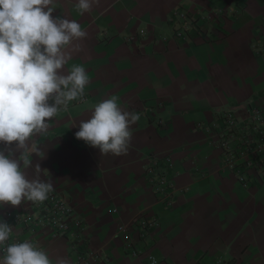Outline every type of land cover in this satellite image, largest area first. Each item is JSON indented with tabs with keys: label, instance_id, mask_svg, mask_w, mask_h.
Returning a JSON list of instances; mask_svg holds the SVG:
<instances>
[{
	"label": "crops",
	"instance_id": "obj_1",
	"mask_svg": "<svg viewBox=\"0 0 264 264\" xmlns=\"http://www.w3.org/2000/svg\"><path fill=\"white\" fill-rule=\"evenodd\" d=\"M77 3L54 0L52 16L75 20L87 32L66 46L71 59L65 65V73L84 66L90 80L85 98L61 107L47 130L31 137L40 156L20 153L15 142L13 149L28 179L39 163L40 179L71 205L82 234L13 223L16 213H38V205L24 200L0 205V220L12 229L4 244L30 241L53 261L77 264L76 250L86 242L98 252L93 264H142V255H131L116 231L146 212L157 222L137 224L138 242L156 264H204L217 256L223 264H264V186L254 176L241 185L223 167L206 129L221 126L222 110L263 102L264 0H98L83 15ZM216 11L221 17L214 24L207 16ZM189 18L206 39L173 33L177 21ZM131 32L136 39L127 38ZM112 96L139 115L128 152L119 156L100 154L75 137L94 106ZM142 102L147 109L137 113ZM0 150L8 154L4 142ZM152 154L173 182L170 203L156 198L143 171ZM5 255L0 248V264Z\"/></svg>",
	"mask_w": 264,
	"mask_h": 264
},
{
	"label": "clouds",
	"instance_id": "obj_2",
	"mask_svg": "<svg viewBox=\"0 0 264 264\" xmlns=\"http://www.w3.org/2000/svg\"><path fill=\"white\" fill-rule=\"evenodd\" d=\"M96 3L78 0L76 8L83 15ZM54 9V0H0V142L8 149L7 155L0 150V205L48 198L51 182L40 179L39 163L35 178H27L21 161L14 158L13 142L20 153L40 156L37 146L29 143L31 137L46 131L60 106L66 108L69 101L82 97L90 82L82 65H73L65 73L71 59L66 46L86 38L87 32L75 20L53 17ZM117 100L112 96L97 103L75 133L103 155L127 154L131 125L139 120L138 114L124 110ZM23 164L28 166L30 161L25 157ZM11 231L0 220V244ZM5 252L2 264H70L62 257L53 261L30 241L10 244Z\"/></svg>",
	"mask_w": 264,
	"mask_h": 264
},
{
	"label": "built area",
	"instance_id": "obj_3",
	"mask_svg": "<svg viewBox=\"0 0 264 264\" xmlns=\"http://www.w3.org/2000/svg\"><path fill=\"white\" fill-rule=\"evenodd\" d=\"M220 17L221 12L216 11L212 13L210 19L214 24H217ZM173 33L178 38L184 39V32L181 31V28H177ZM127 38L136 39V32L129 33ZM84 98L85 95L73 101H80ZM262 100V103L253 105L243 104L237 111L222 110L217 117L221 119V126L216 127V123L213 122L211 127H206L211 140L222 154L223 167L229 170L241 185H245L254 176L264 186V97ZM146 109L147 105L142 102L136 112ZM143 171L154 183L152 189L156 198L164 204L170 203L169 193L173 182L161 161L153 154L149 155V161L143 166ZM153 175L156 176L155 179L152 178ZM31 202L39 206L38 213L36 215L29 211L22 215L16 213L12 216L13 223H21V226H25L33 221V223L44 225L51 234H64L66 231L74 236L82 234L81 219L73 214L71 205L61 195H57L54 190L43 202ZM111 210H114V207H111ZM156 222L155 215L141 212L127 222L121 223L117 228L116 232L124 241L130 254L133 256L142 255V264H153V260L155 262L157 260L146 247L141 248L138 242L141 233L137 230V224L147 228L155 225ZM133 227L136 228L135 237L131 232ZM16 240L15 236L14 241ZM0 246L1 249L7 247L6 244ZM97 254L98 252L85 242L82 249L76 250L77 264H93ZM223 262L224 260L217 256L204 264H223Z\"/></svg>",
	"mask_w": 264,
	"mask_h": 264
},
{
	"label": "rangeland",
	"instance_id": "obj_4",
	"mask_svg": "<svg viewBox=\"0 0 264 264\" xmlns=\"http://www.w3.org/2000/svg\"><path fill=\"white\" fill-rule=\"evenodd\" d=\"M211 15H212V13L209 14L207 16V18L210 17ZM177 22H176V26H179V27H176L174 29V31L177 28H181V31L183 30V32H184L183 33L184 34V36H183L184 39H185V37L193 38L195 33L200 35V36H198V38H200V39H206L208 37V36H205L204 34H201L200 31H197V29H198L197 27L199 26V23H198V21H196L194 19L189 18V19L179 20Z\"/></svg>",
	"mask_w": 264,
	"mask_h": 264
}]
</instances>
